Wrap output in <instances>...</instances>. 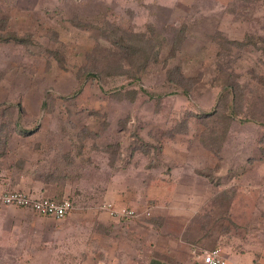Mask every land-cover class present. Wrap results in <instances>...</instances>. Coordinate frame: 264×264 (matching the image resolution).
<instances>
[{
	"label": "rangeland",
	"instance_id": "1",
	"mask_svg": "<svg viewBox=\"0 0 264 264\" xmlns=\"http://www.w3.org/2000/svg\"><path fill=\"white\" fill-rule=\"evenodd\" d=\"M151 29L166 37L164 48L154 47L158 40L142 42L152 63L114 78L117 95L85 76L97 63L111 64L110 43L152 39ZM227 73L240 97L233 93L225 102ZM258 77H264V0H0V147L12 133L4 122L37 126L23 141L63 142L78 159L80 176L68 181L73 213L105 217L106 203L135 213L113 220V228L74 225L65 241L50 240L63 219L43 217L47 224L37 231L43 236L31 237V250L2 255L0 264H146L155 242L171 244L155 240L175 231L176 223L162 218L170 208L190 218L194 234L210 222L212 232L200 233L211 241L217 236L224 255L264 264ZM210 109L216 112L204 116ZM10 140L13 149L18 141ZM80 149L88 163L78 158Z\"/></svg>",
	"mask_w": 264,
	"mask_h": 264
},
{
	"label": "crops",
	"instance_id": "2",
	"mask_svg": "<svg viewBox=\"0 0 264 264\" xmlns=\"http://www.w3.org/2000/svg\"><path fill=\"white\" fill-rule=\"evenodd\" d=\"M15 146L16 147L13 149L10 147L8 148L9 159L7 160L10 162L12 161L13 163H18V166L21 165V168H16L15 166L13 169L6 167L3 168L0 173V191H20L29 195L31 198H69L70 182L65 181L62 184L60 183L56 185L51 182L43 183L35 179L32 173L33 167L31 166L30 161L37 159L38 155L36 154L35 157V154L31 151L32 146L29 144H18ZM14 208H0V256L7 255L11 257H18L22 256L24 251H30L31 237L36 238L38 234L39 236H43V233H37V231L41 230L42 224H47L46 219L34 214L30 210L20 208V210H16L18 208ZM170 209V211H167L162 215V218L164 220H172L173 223H176L175 231L172 232V237H168L166 234H161L157 237L159 239L155 238V240L167 243L165 239L170 238L171 244L168 243V248L165 249L164 247H159L155 242L154 252L156 254L151 255L146 264H201L193 259L192 254L195 252L212 250L216 248L214 245H218L219 241L213 242L209 238L203 237L200 232H206L208 230V227L206 228L205 226V228H203V225L195 227L194 234L191 230L192 225L189 223L190 218L182 219L183 215L177 216L175 215L174 210L172 208ZM15 210L18 211V213L15 212ZM12 214H14V216ZM18 215L19 218H17ZM67 216L62 220L63 227L61 232H51L50 240L53 237L54 239H63V241H65V239L68 238V234H70L69 230L77 224H90L96 226L97 229H100V226L105 227V224H107V228H110L111 225L113 228V225L115 224L113 221L115 219L106 215L105 217L96 215L82 216L72 212L70 216ZM47 222L50 221L47 220ZM191 232H193V234ZM203 238H205L206 241H204ZM224 257L226 260L225 264H254L253 257H244L242 254L229 255L226 253Z\"/></svg>",
	"mask_w": 264,
	"mask_h": 264
},
{
	"label": "trees",
	"instance_id": "3",
	"mask_svg": "<svg viewBox=\"0 0 264 264\" xmlns=\"http://www.w3.org/2000/svg\"><path fill=\"white\" fill-rule=\"evenodd\" d=\"M151 27L152 26H150V28ZM150 31L153 35L155 34L154 36L156 38L153 37L152 34H151L152 39L145 38L143 35H141L139 36L141 37L140 39H145V40L144 41L142 40L140 42L138 35H134L130 39L124 40L121 37V38H118L119 39L118 42L117 41L113 42V44L110 43V46L113 48L112 51L110 52V55L112 56L111 57L112 65L110 64V65L104 66V65H100V63H97L98 69L97 70L96 69L86 70V72L84 73L85 76L91 82H94L95 84H98L99 81H103V84L98 85V88L100 91H108L109 96L117 95L121 91V89H115L117 88V85L114 84V82L112 81L114 78L121 77V76L131 77L132 76L130 75L131 70H134L137 64H141L143 61L145 62L144 66H146L148 63L150 64L152 63L150 59L151 51H148L145 47L142 48L141 43L142 42L146 43L148 40L150 41V43L152 40H158L157 41L158 45L156 44L154 47L164 48L165 43H166L165 41L167 40L166 37H162L161 34L159 35L158 33H153L154 32L153 29H151ZM131 35L132 34H130V36ZM158 37L159 39H157ZM226 63H227V58L223 61V64L226 65ZM119 67L122 68L123 72L120 71ZM116 68L117 70L113 71ZM86 77H82V79L79 80V85L75 92L76 94L82 90V87L87 80ZM229 77H232V76L231 74L227 73V80H226V83L223 85V93H225L226 95L223 99L225 102L231 101L233 93H236L237 97H240V94H238V89H237L238 87H236L234 82L230 81ZM258 79L260 80L261 83L264 84V77H258ZM172 80L175 86L182 88L183 92L187 93L185 84H182L179 81V79H172ZM17 107L19 108V106ZM215 112L216 111L210 109V114H204V116L211 115V114L213 115V113ZM1 125H7V128H10L12 133L9 134L8 136H4V139H5L4 142L7 141L6 142L7 146L5 147L6 149L4 150L3 147H0V173L3 170L2 168H5L4 158L5 156L9 155L8 153L9 150L8 151L6 150L9 148L8 146H10L8 144L9 143L11 144L12 142L10 140L12 138L13 140H17L18 144H31L30 146H32V149H31L32 153L35 154V157H36V154L38 155L37 159L30 161L31 166L33 167L32 173L35 179L43 183L51 182L56 185L60 183L62 184L63 182L69 181L70 179H78V177L80 176L77 170L78 168L77 160L78 159L76 155H74V153L68 152V147H66V144H63V142L62 143L54 142V143H51L52 145L50 144L46 146L45 144L41 146V142L38 139H36V141L26 143V141H23V140L28 136H32L33 133H35V131L37 130V126L36 127H33V125L30 127L25 126L24 123H22L20 119L6 121ZM76 139L77 137L75 136V138L71 139V142H70V139L68 142L72 144L73 141H75ZM80 147L82 146L80 145ZM108 148H111V147H108ZM105 150H107V148H105ZM103 152H107V151H103ZM80 153H81V149L79 150L77 154L78 158H81V159L84 158V153L83 154H80ZM84 159H85L84 161L88 163L90 158L85 157ZM9 165L10 166L6 168L13 169L14 166L16 168L17 167L21 168V165L18 166V163H13L12 161L10 162ZM63 199L64 198L62 199L55 198L52 200L56 202H60ZM71 202L74 208V202L72 200ZM205 226L206 228L208 227L207 231L211 233L212 232L211 230H213V227L211 226L210 222L209 224L204 222L202 227L205 228ZM185 234H186V231H185ZM217 240H218V237L216 236L213 242H216Z\"/></svg>",
	"mask_w": 264,
	"mask_h": 264
},
{
	"label": "built area",
	"instance_id": "4",
	"mask_svg": "<svg viewBox=\"0 0 264 264\" xmlns=\"http://www.w3.org/2000/svg\"><path fill=\"white\" fill-rule=\"evenodd\" d=\"M15 207L27 209L42 217H51L55 220H62L72 210L73 205L69 198L56 202L50 198H31L20 191H0V208ZM101 209L113 219H129L135 216L132 209L126 206L115 207L110 203L102 205ZM193 259L201 264H225V257L220 248L216 247L208 251H200L192 254Z\"/></svg>",
	"mask_w": 264,
	"mask_h": 264
}]
</instances>
